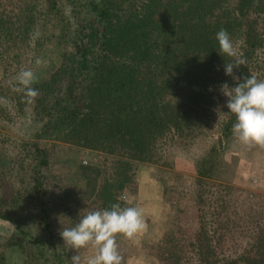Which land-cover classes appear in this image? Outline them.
Wrapping results in <instances>:
<instances>
[{"label": "trees", "instance_id": "16d2710c", "mask_svg": "<svg viewBox=\"0 0 264 264\" xmlns=\"http://www.w3.org/2000/svg\"><path fill=\"white\" fill-rule=\"evenodd\" d=\"M25 1L0 8V97L8 100L0 104V119L13 121L33 106L47 117L38 137L46 134L105 152L95 193L86 208L74 211L73 224L87 211L122 205L130 160L159 161L163 153L183 148L193 128L210 123H216L222 141L233 137L235 116L224 114L227 97L220 86L236 84L225 75L229 58L219 54L215 38L220 29L227 30L234 45L239 42L246 60L234 73L264 80V0ZM54 13L63 18L60 62L33 85L39 96L29 105L8 82L22 69L33 70L42 52L31 38ZM8 139L0 133V176L15 166H5ZM14 145L24 154L13 160L28 159L31 166L19 188L41 216L52 256L61 264L69 251L52 245L56 234L48 201L56 203L46 186L49 151L36 141L21 139ZM223 153L215 142L196 158L198 226L192 233L176 229L159 248L161 264H264V212L233 211L227 186L215 178ZM23 199L0 190V218L13 219L8 211L25 208ZM62 199L57 203L68 213L70 205ZM19 247L25 250L22 243ZM0 264H9L1 240Z\"/></svg>", "mask_w": 264, "mask_h": 264}, {"label": "rangeland", "instance_id": "374dc122", "mask_svg": "<svg viewBox=\"0 0 264 264\" xmlns=\"http://www.w3.org/2000/svg\"><path fill=\"white\" fill-rule=\"evenodd\" d=\"M19 1L0 0V8L11 9ZM62 19L54 13L48 20L42 21L35 31L40 33L35 40L42 52L38 58L44 61L42 65L35 63L33 67L38 80L47 79L60 62ZM41 116L33 106H28L13 121L0 119V133L10 137L5 142L9 145L3 151L12 159L5 157V166L9 168L15 165L10 168V173L0 176V190L7 196H21L25 202V208L10 207L8 212H11L13 219L0 218V240L5 244L9 264H59L52 256L51 239L40 221L41 216L36 209L33 211L37 215H33L32 203H28L30 197L23 196V189L19 188L24 172L29 174L31 166L26 163L30 162L28 159H22L25 163L21 159V163L13 160L24 154V150L14 144L18 145L21 139L36 141L49 151L51 168L46 186L52 190L51 202L56 203L54 205L48 201L51 205L50 228L56 234L52 245H61L64 248L60 251L66 250L65 253L69 251L63 254L61 264H72L71 257L77 253L63 244L59 233L64 228L75 226L72 220L77 213L74 211L87 207V202L95 193L105 161V152L74 145L46 134L38 137L36 133L42 131L44 119L47 118ZM184 138L183 148L176 151L172 149L168 155L163 153L159 161L130 160V178L122 194L129 199L122 201L121 206L142 209L148 228L138 237V242L117 237L122 249V264H161L159 248L173 237L176 229L180 227L192 233L198 226L194 195L199 176L196 158H200L205 149L215 142L224 152L222 170L215 178L227 186L225 190L231 198L233 211L238 215L264 212V148L245 146L234 136L226 142L222 141L216 123L193 128L191 135ZM59 197L70 205L69 214L61 207V201L57 203ZM20 243L25 246V250L20 249ZM78 254L83 262L93 254V250L81 249Z\"/></svg>", "mask_w": 264, "mask_h": 264}, {"label": "clouds", "instance_id": "9594fccd", "mask_svg": "<svg viewBox=\"0 0 264 264\" xmlns=\"http://www.w3.org/2000/svg\"><path fill=\"white\" fill-rule=\"evenodd\" d=\"M39 36L38 31L33 34V46ZM215 38L219 54L229 58L224 65L225 75L230 76L236 84L234 87H229L227 83L220 86V91L227 97L228 112L224 114L235 116L232 134L245 146L264 148V80L258 79L255 74L243 78L237 76L234 69L238 70L246 64L239 42L234 45L229 33L223 28L216 33ZM35 63L39 66L44 61L37 58ZM37 82L36 73L31 68H25L8 83L12 91L23 94L26 104L32 105L39 96L38 90L33 87ZM0 104L7 105L8 100L0 97ZM119 199L128 201L129 198L122 195ZM147 228L142 209L114 203L110 208L87 211L74 227L64 228L59 234L63 244L77 253L71 257L72 264H122L117 237L138 242V237ZM86 248H91L93 254L82 262L78 253Z\"/></svg>", "mask_w": 264, "mask_h": 264}]
</instances>
